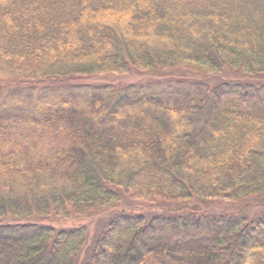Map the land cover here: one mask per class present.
I'll return each instance as SVG.
<instances>
[{"label":"trees","instance_id":"trees-1","mask_svg":"<svg viewBox=\"0 0 264 264\" xmlns=\"http://www.w3.org/2000/svg\"><path fill=\"white\" fill-rule=\"evenodd\" d=\"M0 264H264V0H0Z\"/></svg>","mask_w":264,"mask_h":264},{"label":"rangeland","instance_id":"rangeland-1","mask_svg":"<svg viewBox=\"0 0 264 264\" xmlns=\"http://www.w3.org/2000/svg\"><path fill=\"white\" fill-rule=\"evenodd\" d=\"M132 78H133V79H137L138 76H131L129 79L131 80ZM138 208H140V207H138ZM51 221H52V220H51ZM73 221H74V220L70 221V223L73 222ZM75 222L77 223V221H75ZM80 222H81V221H80ZM70 223H69V224H70Z\"/></svg>","mask_w":264,"mask_h":264}]
</instances>
